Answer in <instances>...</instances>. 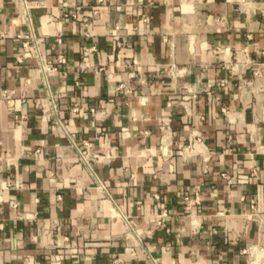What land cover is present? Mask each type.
<instances>
[{"label":"crops","instance_id":"obj_1","mask_svg":"<svg viewBox=\"0 0 264 264\" xmlns=\"http://www.w3.org/2000/svg\"><path fill=\"white\" fill-rule=\"evenodd\" d=\"M27 1L0 0V264H250L264 0ZM31 33L69 58L47 79Z\"/></svg>","mask_w":264,"mask_h":264},{"label":"built area","instance_id":"obj_2","mask_svg":"<svg viewBox=\"0 0 264 264\" xmlns=\"http://www.w3.org/2000/svg\"><path fill=\"white\" fill-rule=\"evenodd\" d=\"M23 3L25 4V7L27 8L28 12V1L27 0H22ZM97 2V5H100L104 2V0H95ZM99 13V8L96 7L93 11L92 16H88L84 18V21L86 24H89L91 22V18L95 17ZM27 14V13H26ZM27 17H29V14H27ZM30 18V17H29ZM145 21V18H144ZM5 37V34L1 33L0 34V56L3 53V38ZM22 39L24 38L25 40L23 41L24 47L28 49V46L31 41L34 42L36 45L37 51L35 54V57L38 60V66H39V71L41 72L42 76L47 79L51 74L57 73L62 70V68L68 63V56L66 54H59L56 58L55 62H50L44 54L41 52L39 45L43 41L42 38L36 36L34 33H31L30 35H27L25 37L21 36ZM57 42L62 41V36L58 35L56 38ZM92 50L95 48H91ZM91 49H88V51H91ZM29 54L25 53L23 57H19V61H23L26 57H28ZM77 84L80 85L81 81H77ZM16 93L15 90L13 89H6L1 92L0 94V100L5 101L7 104H11L13 101V96ZM26 99L23 98V101ZM50 106H51V112L54 114H57L58 112V99L55 96H50ZM74 111H77V108H74ZM91 111H95L94 108L91 109ZM103 185V184H102ZM104 186V185H103ZM183 203L186 205L187 209H191L195 205H201V198L199 194H196L195 197L191 196H185ZM254 209L255 206H254ZM168 215L167 209L162 210L155 214L154 216V222H153V229L158 228L163 225L164 220L166 216ZM243 254L248 257V260L250 264H264V243H248L245 248L242 250ZM153 263L154 264H161L158 258H153Z\"/></svg>","mask_w":264,"mask_h":264}]
</instances>
